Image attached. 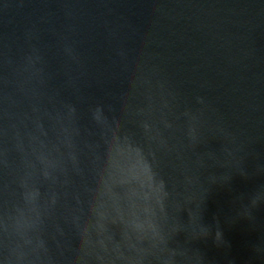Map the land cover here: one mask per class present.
<instances>
[{"label": "water", "instance_id": "water-1", "mask_svg": "<svg viewBox=\"0 0 264 264\" xmlns=\"http://www.w3.org/2000/svg\"><path fill=\"white\" fill-rule=\"evenodd\" d=\"M0 264H264V0H0Z\"/></svg>", "mask_w": 264, "mask_h": 264}]
</instances>
